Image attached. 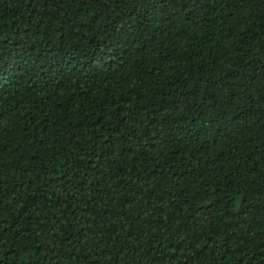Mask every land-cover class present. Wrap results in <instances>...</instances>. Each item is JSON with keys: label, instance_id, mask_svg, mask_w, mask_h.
Masks as SVG:
<instances>
[{"label": "trees", "instance_id": "trees-1", "mask_svg": "<svg viewBox=\"0 0 264 264\" xmlns=\"http://www.w3.org/2000/svg\"><path fill=\"white\" fill-rule=\"evenodd\" d=\"M263 258L264 0H0V264Z\"/></svg>", "mask_w": 264, "mask_h": 264}, {"label": "water", "instance_id": "water-1", "mask_svg": "<svg viewBox=\"0 0 264 264\" xmlns=\"http://www.w3.org/2000/svg\"><path fill=\"white\" fill-rule=\"evenodd\" d=\"M263 262H264V258L261 261H259L258 264L263 263Z\"/></svg>", "mask_w": 264, "mask_h": 264}]
</instances>
